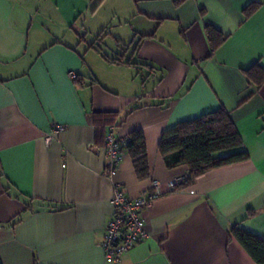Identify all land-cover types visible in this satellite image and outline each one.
Returning <instances> with one entry per match:
<instances>
[{
	"label": "crops",
	"instance_id": "crops-1",
	"mask_svg": "<svg viewBox=\"0 0 264 264\" xmlns=\"http://www.w3.org/2000/svg\"><path fill=\"white\" fill-rule=\"evenodd\" d=\"M207 26L224 37L212 55ZM105 36L113 44L97 47ZM120 53L142 66L112 63ZM255 64L264 69V0H0V264H109L114 185L135 199L151 181L161 195L147 237L115 264H255L230 234L264 240V85L244 75ZM219 107L247 161L169 191L186 169L165 167L161 135ZM95 113L116 116L101 129ZM111 126L143 133L148 178L127 154L105 175ZM37 201L54 209L26 211Z\"/></svg>",
	"mask_w": 264,
	"mask_h": 264
},
{
	"label": "trees",
	"instance_id": "trees-1",
	"mask_svg": "<svg viewBox=\"0 0 264 264\" xmlns=\"http://www.w3.org/2000/svg\"><path fill=\"white\" fill-rule=\"evenodd\" d=\"M256 6V3L249 5L243 11L244 14H249ZM205 34L212 55L223 44L224 37L209 26L205 28ZM123 56L120 53L118 56H114L111 62L128 66L138 65L127 60L124 61ZM244 75L248 84L255 89H260L264 85V69L257 64L246 70ZM73 82L82 85L77 75ZM115 116V113H95L92 116V123L102 129L105 127L104 124L112 121ZM128 137L129 143L125 146V154L132 160L136 178L146 179L149 176V166L144 135L141 131H134ZM241 147V139L229 114L224 108L219 107L197 119L180 122L173 129L164 132L158 142L157 150L167 169L179 167L186 169V182L172 190L178 191L190 186L196 179L212 170L247 161L248 157ZM26 207V211H38L43 208L54 209L41 201L35 202L34 205L27 204ZM230 234L255 264H264V240L239 229L237 226L230 231Z\"/></svg>",
	"mask_w": 264,
	"mask_h": 264
},
{
	"label": "built area",
	"instance_id": "built-area-1",
	"mask_svg": "<svg viewBox=\"0 0 264 264\" xmlns=\"http://www.w3.org/2000/svg\"><path fill=\"white\" fill-rule=\"evenodd\" d=\"M74 79V74H69ZM63 131V126L56 125L50 135L45 138L49 145L54 136ZM129 143V137H117L114 135V127L108 128L104 151L107 157L106 175L111 176L119 167L125 156V146ZM187 180V172L173 180L169 185V191L183 185ZM160 183L151 181L149 188L135 199H130L119 187L114 185L111 203L114 207L113 216L107 221L103 229L101 249L104 261L109 264L118 263L121 257L129 252L137 243L147 237L144 231V217L151 203L157 199L160 193Z\"/></svg>",
	"mask_w": 264,
	"mask_h": 264
},
{
	"label": "rangeland",
	"instance_id": "rangeland-1",
	"mask_svg": "<svg viewBox=\"0 0 264 264\" xmlns=\"http://www.w3.org/2000/svg\"><path fill=\"white\" fill-rule=\"evenodd\" d=\"M107 34V33H106ZM103 40L105 41L104 42V45L107 47V45H108V47H110V44L112 45L113 43H112V40H110V36H105L104 38H102L101 40H99V42L97 41L96 43H95V45L98 47L99 45H101L102 46V44H101V42H103ZM99 44V45H98ZM95 50H97L96 48H95Z\"/></svg>",
	"mask_w": 264,
	"mask_h": 264
}]
</instances>
